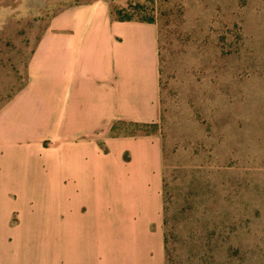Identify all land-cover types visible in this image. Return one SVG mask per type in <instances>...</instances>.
<instances>
[{"label":"crops","instance_id":"crops-1","mask_svg":"<svg viewBox=\"0 0 264 264\" xmlns=\"http://www.w3.org/2000/svg\"><path fill=\"white\" fill-rule=\"evenodd\" d=\"M119 1L46 0L0 101V264H165L161 143L110 135L159 117L158 30Z\"/></svg>","mask_w":264,"mask_h":264},{"label":"rangeland","instance_id":"rangeland-1","mask_svg":"<svg viewBox=\"0 0 264 264\" xmlns=\"http://www.w3.org/2000/svg\"><path fill=\"white\" fill-rule=\"evenodd\" d=\"M45 4L0 0V101L25 83ZM119 8L158 30L159 117L115 135L161 143L165 264H264V0Z\"/></svg>","mask_w":264,"mask_h":264},{"label":"trees","instance_id":"trees-1","mask_svg":"<svg viewBox=\"0 0 264 264\" xmlns=\"http://www.w3.org/2000/svg\"><path fill=\"white\" fill-rule=\"evenodd\" d=\"M130 9H123V8H119L117 10H114L113 8V15L115 14L116 18L120 21H129V20H139V21H145V22H150V23H153V20L152 19H148V18H141V19H138V18H134L132 15H129V14H125V15H122L123 13H128ZM117 123H125V122H117ZM115 123L112 128H111V134L112 136L114 137H119L118 135H115V125L117 124ZM129 124H132V125H148V124H138V123H129ZM147 135V134H145Z\"/></svg>","mask_w":264,"mask_h":264}]
</instances>
